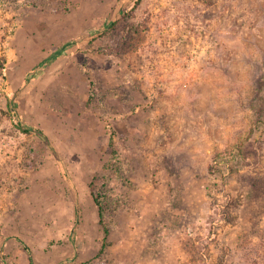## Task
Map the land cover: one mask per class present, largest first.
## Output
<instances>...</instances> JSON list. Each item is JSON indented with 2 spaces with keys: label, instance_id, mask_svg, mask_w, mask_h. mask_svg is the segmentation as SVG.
<instances>
[{
  "label": "rangeland",
  "instance_id": "1",
  "mask_svg": "<svg viewBox=\"0 0 264 264\" xmlns=\"http://www.w3.org/2000/svg\"><path fill=\"white\" fill-rule=\"evenodd\" d=\"M262 83L264 0H0V264H264Z\"/></svg>",
  "mask_w": 264,
  "mask_h": 264
},
{
  "label": "trees",
  "instance_id": "2",
  "mask_svg": "<svg viewBox=\"0 0 264 264\" xmlns=\"http://www.w3.org/2000/svg\"><path fill=\"white\" fill-rule=\"evenodd\" d=\"M115 23H116L115 21L112 23L113 27H115ZM260 86H261L260 89H261L262 94L260 95L259 98L262 99V103L258 107L259 120H257L258 121L257 123L259 125L261 123L262 124L264 123V116H263V114H264V83H262ZM261 115H262V120H260ZM15 118H16L15 119V126L22 133H26V134H33L34 133L38 138H40L45 143V145H47V147L56 156L58 163L60 165V168H61L62 175L64 176V178L66 180L72 182V179H71L69 172L67 170V167L65 165V161L62 158V155H61L59 149L51 142V140L45 134V132L38 127H31V126H28L27 124H25L22 117L19 116V114H17ZM247 149L248 148H246V150ZM109 151L113 155H117L116 145H115V142L113 139L110 140ZM242 157H244V148H242V147H239V148L234 147L231 150L219 151L214 157V163L211 164V166H210L211 173L216 174V175H220L221 177L224 176V174H223L224 166H225L224 159L228 160V165H229V163L232 164V168L229 167L231 171L233 170V171H237L236 173H239L241 170H235L234 166H235V162H237V164L239 165L238 161ZM254 187H256V191H258L260 193L261 192L264 193V179L257 180ZM92 196L94 199L95 206L98 209V213L100 215V218L103 219L105 212H106V208H107V206H106L107 202L105 203L104 199L102 200L100 198L102 195L100 193H96L94 189L92 191ZM74 202H75L76 211H77L79 217H81L82 207H81L79 197L77 194L75 196ZM104 229H105L104 231H105V234L107 237L109 235V229L106 226L104 227ZM23 245H24V248L26 249V251H28L30 254V264H35V260H34V257L31 253V251H30V248L25 243H23Z\"/></svg>",
  "mask_w": 264,
  "mask_h": 264
}]
</instances>
